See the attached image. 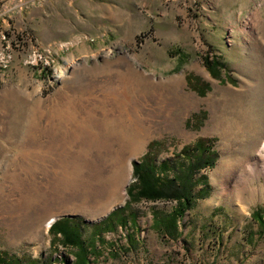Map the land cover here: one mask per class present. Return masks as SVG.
Segmentation results:
<instances>
[{
	"label": "rangeland",
	"instance_id": "1",
	"mask_svg": "<svg viewBox=\"0 0 264 264\" xmlns=\"http://www.w3.org/2000/svg\"><path fill=\"white\" fill-rule=\"evenodd\" d=\"M236 130L249 132L231 141ZM263 138L264 0H0V256L73 263L52 222L92 225L123 207L150 143L175 163L210 140V193L180 237L152 229V212L174 202L143 201L134 246L131 229L107 233L92 264H264L252 219L264 214V176L224 191Z\"/></svg>",
	"mask_w": 264,
	"mask_h": 264
},
{
	"label": "trees",
	"instance_id": "2",
	"mask_svg": "<svg viewBox=\"0 0 264 264\" xmlns=\"http://www.w3.org/2000/svg\"><path fill=\"white\" fill-rule=\"evenodd\" d=\"M215 61L206 60V68L211 75L218 77L219 66ZM190 84V82H189ZM193 88L204 95L207 85ZM157 143L148 146L147 153L133 162V182L126 189L128 200L123 207L114 209L99 223L89 225L78 217H64L56 220L49 229L52 244H60L73 251L75 261L60 260V264H92L91 258L101 255L99 248L108 245L104 239L107 233H115L119 228L131 229L128 242L135 243V231L138 228V213L132 206L146 202H174L171 212H152V229L158 234L173 240L180 237V223L187 211L197 200L206 199L210 193V184L203 171L212 169L217 160V152L210 140L198 141L194 146H187L175 157V163L169 160L159 161L154 154ZM200 189L198 191L197 188ZM252 219L258 224V238L264 235V214L256 211ZM87 237H84V235ZM255 236V233H253ZM98 244V245H96ZM110 245V244H109ZM100 246V247H99ZM26 262V263H25ZM0 264H41L39 259L23 260L17 257L0 256ZM53 264V263H52Z\"/></svg>",
	"mask_w": 264,
	"mask_h": 264
},
{
	"label": "bare ground",
	"instance_id": "3",
	"mask_svg": "<svg viewBox=\"0 0 264 264\" xmlns=\"http://www.w3.org/2000/svg\"><path fill=\"white\" fill-rule=\"evenodd\" d=\"M248 132H249V130H247V131L246 130H236L235 132L228 133V136H229L231 141L232 140L238 141V139H240V138L238 136H235L234 134L244 133L245 136H243V137H246ZM226 152H227V154H230L232 152V147H231L230 142H229L228 148L226 149ZM253 153H255V156L257 154V156L254 157V159H252V161L250 163V166H251L250 169L247 171L243 170V171L239 172L238 174H235L234 180H227L225 182L224 191H225L226 195L227 194H234V193L242 194L243 192H245L247 190L248 182H249L251 176H254V175L264 176V138L261 139V141L259 142L258 146L255 148V151H253ZM225 173L229 174L231 176L233 175L229 170V166L224 165V174Z\"/></svg>",
	"mask_w": 264,
	"mask_h": 264
}]
</instances>
